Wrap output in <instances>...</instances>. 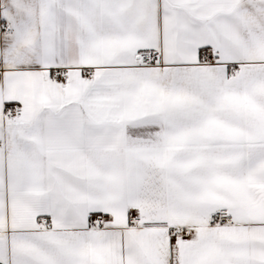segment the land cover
I'll return each instance as SVG.
<instances>
[{"label": "snow or ice", "instance_id": "1", "mask_svg": "<svg viewBox=\"0 0 264 264\" xmlns=\"http://www.w3.org/2000/svg\"><path fill=\"white\" fill-rule=\"evenodd\" d=\"M0 264H264V0H0Z\"/></svg>", "mask_w": 264, "mask_h": 264}]
</instances>
